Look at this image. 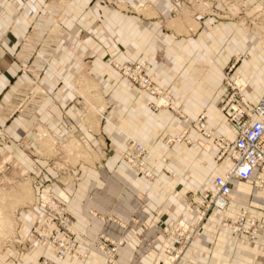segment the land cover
<instances>
[{
    "label": "crops",
    "instance_id": "obj_1",
    "mask_svg": "<svg viewBox=\"0 0 264 264\" xmlns=\"http://www.w3.org/2000/svg\"><path fill=\"white\" fill-rule=\"evenodd\" d=\"M79 2L68 1L57 23L51 15H57L53 11L57 7L53 6L62 4L61 0H0V70L1 75L9 73L13 77L9 86V78L0 76V97L11 104V86L15 91L23 81L13 56L24 54L22 50H30L25 54L31 55L40 50L48 57L40 69L44 97L38 110L28 112L25 121L16 123L20 119H14L13 134L19 137L28 132L27 125H32L34 134L28 132L29 140H35L36 135L38 144L33 140L30 152L38 157L35 162L40 174L46 185L52 184L53 193L62 192L72 201L71 212L85 238H92L100 228L119 237L123 228L112 221L102 225L91 213L113 215L127 225L123 229L125 243L118 252L119 263L162 264L164 249L173 245L169 237L162 235L163 229L179 220L194 222L196 214L190 213V204L196 203L197 194L230 167L227 156L218 160L212 140L196 131L188 133L191 144L182 142L167 151L163 140L181 133L190 120L203 113L209 129L234 139L217 108L226 95L219 85L222 76L216 74L214 83H209V87L216 88L213 92L204 87L195 89L184 80L157 79L163 86L176 85V99L185 108V115L177 116L166 108L150 110L153 97L131 85L98 57L104 52L103 58L111 49L95 47L91 14L84 26L90 47L87 51L80 49ZM38 28L45 41L40 48L35 46L40 39ZM98 37L104 44L106 38ZM84 55L90 60L82 62ZM252 63L235 67L239 75L250 71L244 92L250 106L256 105L264 93V66L261 71ZM13 128L9 125L8 131ZM132 139L150 151L143 161L155 179L144 177L126 162L124 155ZM163 158L175 174H164ZM255 174L253 170L247 180H231V203L225 213L229 218L246 209L250 218L264 223V187L260 191L250 189ZM222 218L223 212L210 211L200 227L201 237L187 247L181 260L193 264H264V234L253 241L229 232L230 236L218 225ZM73 264L106 263L98 252L89 249L85 261Z\"/></svg>",
    "mask_w": 264,
    "mask_h": 264
},
{
    "label": "rangeland",
    "instance_id": "obj_2",
    "mask_svg": "<svg viewBox=\"0 0 264 264\" xmlns=\"http://www.w3.org/2000/svg\"><path fill=\"white\" fill-rule=\"evenodd\" d=\"M61 1L62 4L53 6L57 7L53 10L57 15L53 17V12L51 15L57 23L63 18L66 3L70 0ZM79 1L80 49L87 51L90 47L84 26L86 17L91 14L95 47L104 46L111 49L105 52L104 59V52L100 53V60H104L109 68L140 90L142 89L137 80L126 72L142 63L138 79L144 77L145 80L155 81L154 83L173 101L175 107L170 111L175 115H185V108L176 99V85L163 86L157 79L165 77L172 82L184 80L195 89L204 87L213 92L216 88L209 87V83H214L215 75L220 74L222 77L219 76V85L226 95L218 102L217 108L229 131V117L226 114L229 106L238 104L244 110L251 107L246 104L244 96L250 80V71L239 75L235 72V67L243 64L250 66L253 61L251 65L262 71L264 0ZM40 29L38 28L37 32L40 39L36 41V48L45 46V41L41 40L43 34ZM98 35L106 38L104 44ZM27 51L30 50H22L24 54L12 57L19 65L18 75L23 81L15 91L11 86V104L0 97V264L82 263L86 260L89 249L98 252L106 264H120L118 252L125 243L123 229L127 227L126 223L113 215L93 211L91 215L98 218L102 225L112 221L123 228L122 234L113 237L100 228L92 238H85L78 231L71 212L72 201L70 202L62 192L53 193L52 184L46 185L40 174L38 163L35 162L38 157L30 152L34 138L30 141L28 132L34 134L33 130H30L32 125H27L25 128L29 126L30 131L19 137L13 134L16 130L13 128L14 119H20L16 120V123L22 122L28 118V112H36L45 93L40 85V69L48 57L42 56L40 50L33 52V55L25 54ZM87 59L88 56L84 55L82 62ZM246 65L244 67H247ZM1 72L0 70V76L9 78L10 86L13 77L9 73L1 75ZM148 108L156 112L150 105ZM9 125L13 130L8 131ZM211 130L218 136L216 131ZM34 136V144L37 145L38 139ZM133 143L138 142L130 140L124 158L136 169ZM127 156L131 157V162L127 161ZM228 161L230 163L229 157ZM165 163L166 161L163 162L164 174H175ZM60 186L65 187L63 184ZM263 187L264 180L254 179L250 183V189L260 191ZM227 207L221 210L223 218L218 225L227 234L230 232L235 235L233 226L240 214L229 218V215L225 214ZM34 208L36 210H33ZM200 210L190 213L196 214L195 224L203 225L207 219H200ZM250 219L255 220L258 229L256 237L264 234L263 230L259 232L264 223L256 218ZM224 223H227L226 226ZM244 225L250 224L245 222ZM162 235L173 241L171 247L164 249L162 264H193L181 259L187 247L201 237L202 230L180 232L163 229ZM86 246L89 248H85Z\"/></svg>",
    "mask_w": 264,
    "mask_h": 264
},
{
    "label": "built area",
    "instance_id": "obj_3",
    "mask_svg": "<svg viewBox=\"0 0 264 264\" xmlns=\"http://www.w3.org/2000/svg\"><path fill=\"white\" fill-rule=\"evenodd\" d=\"M141 64L136 65L135 68L126 74L133 76L139 83L138 86L146 92L153 100L150 102V107L156 111L160 108L174 110L173 101L170 96L152 80H145L140 77ZM162 97V98H160ZM164 103V104H163ZM178 114V113H177ZM229 117L228 127L234 134L232 141L222 136L214 135V132L207 127L205 114L199 115L196 119L190 120L186 128L179 134L169 135L163 140V146L167 151L168 148L185 142L191 144V139L188 137L190 131H196L203 137L212 140L213 146L218 149V159L224 155H228L230 159V167L224 176H217L212 180L210 187H206L204 191L198 193L196 203L190 204L191 211H199L202 218L207 219L210 211H221L230 204V182L233 179L247 180L250 178L253 170L256 174L253 180H264V93L256 105L251 106L249 110H244L240 105L236 104L229 106L226 110ZM183 113L178 116L183 117ZM135 150V166L137 171L141 172L145 177L155 179L156 176L151 173L144 165L143 157L150 155V151L139 143L132 144ZM128 162H131V157L127 156ZM165 160L164 158L161 159ZM249 220H248V219ZM182 220L177 221L170 229L172 231H195L200 230L199 223L187 224ZM249 221V222H248ZM184 222V223H183ZM247 222L250 225H244ZM227 223H224L226 226ZM264 231V227L259 229V232ZM258 229L255 225V220L250 219L246 209L240 212L237 218V223L233 226V232L236 236L244 235L250 241L254 240Z\"/></svg>",
    "mask_w": 264,
    "mask_h": 264
},
{
    "label": "bare ground",
    "instance_id": "obj_4",
    "mask_svg": "<svg viewBox=\"0 0 264 264\" xmlns=\"http://www.w3.org/2000/svg\"><path fill=\"white\" fill-rule=\"evenodd\" d=\"M233 133V132H232ZM233 136H234V134H233ZM227 139V138H226ZM230 141H232V140H230ZM143 146V145H142ZM133 152H134V154H135V150H134V148H133ZM136 157V156H135ZM219 160V159H218ZM252 181H253V179H252Z\"/></svg>",
    "mask_w": 264,
    "mask_h": 264
}]
</instances>
